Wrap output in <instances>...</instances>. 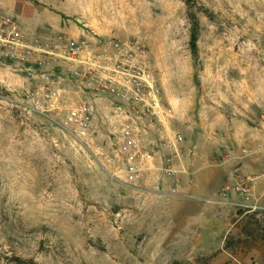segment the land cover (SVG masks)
Listing matches in <instances>:
<instances>
[{
    "label": "rangeland",
    "instance_id": "obj_1",
    "mask_svg": "<svg viewBox=\"0 0 264 264\" xmlns=\"http://www.w3.org/2000/svg\"><path fill=\"white\" fill-rule=\"evenodd\" d=\"M0 8L45 40L140 41L184 137V196L138 190L103 169L115 168L105 159L115 125L99 121L105 151L87 150L62 118L33 109L26 95L40 80L0 58V264H264V195L245 209L237 191L224 194L247 180L254 192L264 174V0H0ZM255 163L263 171L248 175Z\"/></svg>",
    "mask_w": 264,
    "mask_h": 264
},
{
    "label": "built area",
    "instance_id": "obj_2",
    "mask_svg": "<svg viewBox=\"0 0 264 264\" xmlns=\"http://www.w3.org/2000/svg\"><path fill=\"white\" fill-rule=\"evenodd\" d=\"M0 58L22 65L31 78L40 80L39 89L26 95L33 109L49 119L62 118L87 150L105 151L98 144L99 121L117 127L112 131L116 138L107 142L112 152L105 157L114 171L102 164L113 178L126 176L145 193L184 196V137L171 127L161 80L140 41L87 35L45 40L0 8ZM253 182L228 185L224 194L235 190L243 208L257 209L252 205Z\"/></svg>",
    "mask_w": 264,
    "mask_h": 264
},
{
    "label": "crops",
    "instance_id": "obj_3",
    "mask_svg": "<svg viewBox=\"0 0 264 264\" xmlns=\"http://www.w3.org/2000/svg\"><path fill=\"white\" fill-rule=\"evenodd\" d=\"M249 132L251 133V131H249ZM250 141L251 140L248 137H244L241 140V142H250ZM194 166H195V168L198 167L197 161L194 162ZM259 170H261V171H259ZM262 171H263V167H261V165L258 166V164L255 163V164H253V169L248 172V175L252 176L251 173H254L255 175H257V174H259ZM193 173H196V172H193ZM256 178L258 179L257 180L258 182H257V186L254 189V196H255V198L259 199V198H262L263 195H264L263 192L262 193L260 192V190L264 187V174H261L260 176H258ZM195 190H193V191H195ZM159 196H167V195H159Z\"/></svg>",
    "mask_w": 264,
    "mask_h": 264
},
{
    "label": "trees",
    "instance_id": "obj_4",
    "mask_svg": "<svg viewBox=\"0 0 264 264\" xmlns=\"http://www.w3.org/2000/svg\"><path fill=\"white\" fill-rule=\"evenodd\" d=\"M188 1H192V0H188ZM196 39H197V31H196V33H194V35H193V40H194V42L196 41ZM194 48H196L195 45H194ZM16 260H18V264L24 262V261H22V260H20V259H16ZM31 264H34V263H31Z\"/></svg>",
    "mask_w": 264,
    "mask_h": 264
}]
</instances>
